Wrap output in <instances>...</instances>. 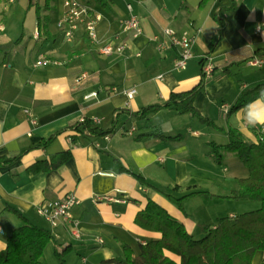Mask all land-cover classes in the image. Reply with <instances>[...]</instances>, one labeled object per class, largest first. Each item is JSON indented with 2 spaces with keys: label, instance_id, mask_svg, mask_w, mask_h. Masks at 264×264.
<instances>
[{
  "label": "crops",
  "instance_id": "0c3cea01",
  "mask_svg": "<svg viewBox=\"0 0 264 264\" xmlns=\"http://www.w3.org/2000/svg\"><path fill=\"white\" fill-rule=\"evenodd\" d=\"M108 1L115 5L121 0ZM200 1L181 0L179 5L176 0H142L139 3L149 12V20H143L132 6V13L141 18L143 28L141 34L133 37L121 26V21L131 14L128 6L127 13L120 14L107 3L101 6L95 0H85L92 9L91 13L102 17L97 24L101 42L113 45L127 42L123 52L111 55L101 54L98 50L100 45L93 43L82 31L72 41L67 40L63 30L57 27L64 5L58 9L57 19H54L51 13L57 6L54 1H50L49 7H46V0L36 1L40 8L45 7L44 11L40 10L39 17L37 9L34 6L29 9V0H25L28 16L17 37L10 32L12 3L5 1L0 4V157L36 146L24 155L21 162L0 167V225L4 230L0 233V251L6 248L12 230L24 225V220L8 207L16 208L31 223L52 232L54 241L46 251L51 244L55 249L71 245L68 255L73 252L80 255V258H71L73 264H120L116 260L124 257V243L139 253L140 244L159 239L158 233L143 229L135 221L148 199L165 208L194 237L195 232L203 234L208 225L203 214L189 211L185 205L189 200L181 208L173 199H177L175 194L185 188L188 191L186 195L208 191L203 189V182H207L206 186H218L216 168L209 166L208 162H199L202 157L211 159L208 156L211 141L201 139V132L192 130L190 134L196 139L183 143L177 138L181 133H174L180 130L178 127L163 130L153 119L167 109L151 114L150 119H139L133 115L143 106L163 103L172 91H186L199 83L202 74L199 62V65L196 61L191 65L188 63L186 69L175 68L178 48L170 46L164 34L165 28L152 11L159 8L178 33L194 34L201 29L192 52L201 41L205 56L218 23L207 33L204 29L210 19L215 20L221 5L228 0H211L204 9L199 8ZM225 17L227 27L223 40L208 60L213 72L207 76L205 88L196 96L195 106L214 121L217 111L224 112L223 104L230 111L238 101L248 100L245 106L231 113L235 116L230 117L227 126L218 125L237 128L247 140L254 141L256 135L250 125L264 122V100L255 97L258 92L255 88L264 84V71L249 81H243L247 75L243 76L241 66L245 56L255 55L256 49L264 47V0H237L236 9L226 12ZM37 29L40 30L38 38L35 36ZM155 36L165 42L166 48L159 47L153 40ZM242 48L249 50L240 52ZM194 54L197 53L193 52V59ZM41 55L57 63L35 67L34 63ZM260 55L264 59V49ZM227 66L229 71L225 73ZM82 72H89L90 77L77 86L75 78ZM238 75L243 77L238 78ZM114 87L118 90L113 91ZM135 87L137 95L128 100L125 91ZM92 91H98L97 97L86 99L85 96ZM82 117L98 118L100 128H114V131L109 137H80L73 141L63 131ZM132 127L136 131L128 135L126 132ZM154 130L174 139L140 137V134ZM53 134L57 136L48 147L39 146ZM65 150L71 151V157L60 168L49 172L27 171L33 163ZM234 163L241 173L235 175L237 186L232 191L239 188V178L249 175L241 160ZM205 167L211 168L207 170ZM122 168L141 174L147 183L161 191L142 184ZM228 169L225 167V171ZM171 177L175 182L173 187L167 183ZM161 183H167L168 190L163 189ZM117 189L125 193H118ZM69 193L80 201L72 210L78 225L67 222L52 227L38 209ZM104 194L114 195L122 201L95 202V196ZM196 198L205 203L204 195L197 194L192 199ZM229 216L235 217L236 214L231 212ZM75 229L79 230V237L74 235ZM68 255L66 264H70ZM261 260L264 262V251L258 250L253 264Z\"/></svg>",
  "mask_w": 264,
  "mask_h": 264
},
{
  "label": "trees",
  "instance_id": "16d2710c",
  "mask_svg": "<svg viewBox=\"0 0 264 264\" xmlns=\"http://www.w3.org/2000/svg\"><path fill=\"white\" fill-rule=\"evenodd\" d=\"M9 0H0V4ZM37 0H29V9L36 5L38 16L41 17V8L36 3ZM50 1L46 0V7ZM211 0H201L199 8L204 9ZM101 6H105V0H95ZM237 7V0H228L222 4L215 16L218 23L216 34L211 38L205 56L199 61L202 74L199 83L186 91H172L163 103L150 104L143 106L133 115L139 119H150V115L162 109H172L178 114L190 113L194 117L209 123L210 126L223 131L228 136V142L209 143L208 152L216 164L222 165L227 153H234L248 168L249 175L238 179L239 188L232 191L230 195L221 196L222 198L242 200L247 199L260 203V207L236 215L235 217L224 216L217 220V225L205 227V236L201 239L195 238L184 226L183 223L174 218L165 208L152 199H148L145 207L137 214L136 223L145 230L158 233L159 239H151L145 244H140V252L124 243V257L116 260L120 264H253L255 253L258 250L264 251V131L261 124H251L250 127L256 135L254 141L247 140L242 132L234 127H221L212 119L204 116L195 106L196 96L205 88L207 75L204 66L211 55L216 50L218 44L223 40L224 32L227 27L225 13ZM5 18V15H4ZM131 35V34H130ZM132 36V35H131ZM264 49L255 50V55L248 54L243 61L251 58L261 57L260 52ZM248 48L239 51L248 52ZM229 71L227 66L224 72ZM258 91L256 98L264 100V84L255 88ZM248 103V100L238 101L233 105L229 113L236 112ZM114 128L102 129L94 124L91 118L85 117L84 121L78 120L71 123L63 132L67 133L73 141L78 138H100L111 135ZM57 134H53L47 140H43L40 147L46 148L53 142ZM161 137L168 138L162 133L151 131L140 134V137ZM174 139V138H168ZM36 146L22 149L11 156L0 157V167L8 166L22 161L24 155ZM71 157V151L65 150L62 153L51 156L49 159L37 161L27 168L29 173L49 172L60 168ZM122 170L132 173L142 184L150 185L156 190L161 191L157 186L147 183L141 174H137L130 169ZM176 186L175 188H177ZM166 194V193H165ZM202 194L204 196L215 195L208 191L193 192L187 196ZM167 196L171 197L169 194ZM184 197L173 199L183 208ZM15 214L24 220V225L12 230L7 238V245L0 251V264H45L43 257L47 246L54 241V235L46 228L31 223L22 212L16 208L8 207ZM71 251V245L63 249H55V256L60 264H66V256Z\"/></svg>",
  "mask_w": 264,
  "mask_h": 264
},
{
  "label": "rangeland",
  "instance_id": "374dc122",
  "mask_svg": "<svg viewBox=\"0 0 264 264\" xmlns=\"http://www.w3.org/2000/svg\"><path fill=\"white\" fill-rule=\"evenodd\" d=\"M54 3H56V9H52L51 13L54 19H57L58 15V9H61L63 7L64 0H52ZM119 1V0H117ZM142 0H121L119 3L117 2L115 5L110 3L108 0H105L107 4H109L111 7H114L118 10L120 14L127 13V7L129 2L132 4L134 11L140 14V17L143 20H149V12L145 10L144 6L140 5L139 2ZM181 0H176L178 4L180 5ZM184 1V0H183ZM25 0H15L11 6H12V16H11V29L10 32L14 33V35H17V37L20 35L21 30L24 29V26L26 24V18L28 16V7L24 6ZM84 4L85 0H82ZM8 3H11L10 1ZM87 5V4H86ZM89 7V6H88ZM87 7V8H88ZM34 9L36 7L34 6ZM41 9L44 11L45 7H41ZM92 10V9H91ZM108 10V9H106ZM134 12V13H135ZM153 16L155 19L159 20L162 27L165 29L170 28L173 29L168 23V20L165 18L164 15L160 12L159 8H155V10L152 11ZM140 18V20H141ZM217 22L213 19H210L206 25V28L204 29L205 33L207 31L209 32L213 25L216 26ZM205 35V34H204ZM33 39V38H32ZM49 41V40H48ZM52 42V41H51ZM201 41H198L196 44V47H194L193 52H196L197 54L194 56V59L192 58L189 60V64L191 65L192 62H197L199 65L200 59L204 56L202 53V47H201ZM171 63V61H170ZM243 69V76L244 74L247 75L246 77H243L242 75H238V78L243 77V81H249L250 79H253V77L261 73V70L264 71V65L260 68L259 66H249L248 61H244L242 64ZM222 104V103H221ZM217 111V109H216ZM221 112V113H220ZM218 112L217 116L214 119V121L219 125L227 126L230 120L231 113H224L222 110ZM154 122H157L160 124V127L163 130L169 129V128H175L178 127L180 130H175L174 133H181L180 136H177L178 139H180L183 143L189 142L190 140L193 141L196 138L190 133H192V130H198L201 132V139L209 140V141H215L217 143H226L228 142V137L225 133H221V131L216 130L212 126L209 125V123L204 122L200 120L197 117H194L190 113L186 114H178L175 111H170L169 109L160 112L155 119H153ZM139 124V123H138ZM189 129H191L189 131ZM199 162H208L209 166H213L216 168V179L218 180V186L208 184L206 186L207 182H203V189H207L210 191V193L215 194H229L231 193L232 189L237 186L235 175H240L241 172H239L236 163L234 162H240V159L234 154V153H227L224 158V163L222 165H216V163L212 159H206L202 157V160ZM226 164V165H225ZM225 167H229L228 171H225ZM211 167H205L204 169L210 170ZM210 173L211 171H207ZM167 183H170L171 186H175L174 180H171ZM167 183H161L163 189L168 190L169 185ZM171 191L176 193V190L172 189ZM188 191L186 188L175 195L178 198L184 197L185 198L181 201L184 203L186 202V208L189 211L192 212H199L200 214H203V216L206 218V223L208 225H211L213 227L214 224L217 223V220L219 217L229 216L231 212L235 213L236 215H239L245 211H249L252 209H257L260 207V203L256 201L251 200H234V199H227L220 197V194L211 195L209 197L205 196L206 199H203L205 203H201L199 201V198L192 199L193 196H187L186 194ZM195 196V195H194ZM251 204V205H247ZM184 205V206H185ZM202 229V228H201ZM195 238H201L205 235V231L203 230V234H199V232H195ZM54 244H51L49 248L47 249L45 256L43 257V261L45 264H60L59 260L55 256V248ZM59 249H62L59 247ZM68 255V254H67ZM70 257V264H73L72 257L75 259L76 257L80 258V255H78L76 252H73L68 255L67 258ZM258 264H264L263 260L260 261Z\"/></svg>",
  "mask_w": 264,
  "mask_h": 264
},
{
  "label": "built area",
  "instance_id": "2783aa9c",
  "mask_svg": "<svg viewBox=\"0 0 264 264\" xmlns=\"http://www.w3.org/2000/svg\"><path fill=\"white\" fill-rule=\"evenodd\" d=\"M13 3L15 0H9ZM64 13L62 17L57 22V27L63 30L67 40L75 39L79 31L84 32L92 40L93 43L100 45L98 50L101 54L111 55L115 52H123L127 46V42H121L119 45H113V43H102L98 34H97V24L101 20L100 14H92V10L88 5L84 4L82 0H64ZM88 7V8H87ZM128 9L131 12L130 16L121 21V26L125 32L131 33L133 37L138 36L143 32L142 24L140 18L137 14L132 13V5L128 4ZM201 31L198 29L194 34L188 33H178L177 31L167 28L164 30L165 36L169 40V44L172 47L178 48L179 56L175 61V68L186 69L189 60L193 57L192 47L197 39V34ZM36 38L40 36V30L37 29L35 32ZM156 41L160 48H166L165 42L160 41L159 36L153 38ZM140 55V54H139ZM57 63L56 60L41 55L40 58L34 63L35 67L41 65H46L48 63ZM250 66H259L264 65V59L258 56H255L248 60ZM204 72L207 76L211 75L213 72V67L208 62L204 66ZM90 77L89 72H82L75 78V85L79 86L84 83ZM118 88L114 87L113 91H117ZM128 100L135 98L138 93V89L131 88L125 91ZM98 91H92L85 96L86 99L97 97ZM224 112L228 113L229 107L226 104L222 105ZM29 113V110H26ZM81 121L85 120V117L80 119ZM94 124H98L100 120L98 118H91ZM264 131V125L262 126ZM136 131L135 127H132L126 133L128 135H133ZM109 137V136H108ZM118 193H125V191L117 189ZM95 202L98 201H122L116 198L114 195L104 194L98 195L94 198ZM79 199L74 194H66L64 197L51 201L47 205L40 206L38 212L52 225V227H58L64 225L67 222H72L75 226L78 225V222L73 218L72 210L74 206L79 203ZM126 202V201H123ZM4 230L0 225V233H3ZM74 235L76 237L80 236L79 230H74Z\"/></svg>",
  "mask_w": 264,
  "mask_h": 264
}]
</instances>
